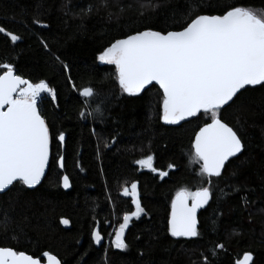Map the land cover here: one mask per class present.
<instances>
[{
	"label": "trees",
	"instance_id": "1",
	"mask_svg": "<svg viewBox=\"0 0 264 264\" xmlns=\"http://www.w3.org/2000/svg\"><path fill=\"white\" fill-rule=\"evenodd\" d=\"M99 4L0 0V27L21 37L13 44L0 33V64H13L33 83L45 80L56 94L40 104L51 136L45 176L34 189L17 184L0 193V247L40 258L51 252L61 264H205V257L208 264H235L244 252L253 254L252 264H264V87L246 86L223 108L222 119L244 148L209 183L194 159L192 139L210 119L201 114L165 124L157 85L123 93L115 65L99 60L114 41L135 31L179 30L195 14H222L236 4L264 9V0H108L96 11ZM89 6L93 13L82 16ZM85 87L96 95H80ZM98 105L102 114L95 111ZM147 154L168 176L161 179L135 164ZM64 175L67 190L61 187ZM132 182H138L145 212L130 222L128 248L121 250L111 242L123 214L134 210L131 198L122 195ZM201 187H210L211 198L199 213V235L173 237L168 231L173 197ZM97 226L103 236L98 246L91 235Z\"/></svg>",
	"mask_w": 264,
	"mask_h": 264
},
{
	"label": "snow or ice",
	"instance_id": "2",
	"mask_svg": "<svg viewBox=\"0 0 264 264\" xmlns=\"http://www.w3.org/2000/svg\"><path fill=\"white\" fill-rule=\"evenodd\" d=\"M107 6L108 0H100L95 10ZM92 13L93 6H89L82 16ZM221 13L194 16L190 13V22L178 31L150 28L135 31L116 40L99 55L100 61L115 65L116 79L123 93L136 95L153 82L159 85L161 119L165 123L179 124L188 118L199 119L201 114L210 119L211 122H205L195 133L194 140V159L200 162V174L209 183L212 177H221L230 158L244 148L237 131L222 119L223 108L234 103V98L246 86L264 87V9L236 4L227 6ZM33 23L47 27L39 19ZM0 33L13 44L21 40L19 35L3 27ZM42 93L56 99L45 80L33 83L15 74L13 64H0V193L11 191L17 184L34 189L45 176L51 136L37 108ZM80 95L92 98L96 93L91 87H85ZM95 111L102 114L99 105ZM57 140L64 142L63 132ZM135 164L158 173L161 179L168 176L167 171L155 167L152 154L136 160ZM58 166L64 167L62 156ZM62 183L65 189L71 186L67 175L62 177ZM122 195L131 198L135 210L123 214L111 243L116 249L124 250L128 248L125 232L130 222L134 217L139 218L145 209L141 206L138 182L125 186ZM210 198V187H201L195 192L178 191L172 200L168 221L171 235L198 236L197 210L208 204ZM2 223L6 226L7 218ZM61 223L67 225L69 221L62 219ZM91 235L96 244H101L103 236L99 226ZM217 247L222 249L223 245ZM42 257L47 258V264H61L50 252H43ZM204 261L208 264L207 257ZM252 261V254L245 253L235 264H252ZM0 264H41V258L12 247H0Z\"/></svg>",
	"mask_w": 264,
	"mask_h": 264
},
{
	"label": "water",
	"instance_id": "3",
	"mask_svg": "<svg viewBox=\"0 0 264 264\" xmlns=\"http://www.w3.org/2000/svg\"><path fill=\"white\" fill-rule=\"evenodd\" d=\"M180 30V29H179ZM170 31H178V30H170ZM126 37V36H125ZM125 37H123V38H125ZM123 38H120V39H123ZM119 40V39H118ZM115 42V41H114ZM113 42V43H114ZM15 74H17L16 72H15ZM18 75V74H17ZM22 77V76H21ZM153 84L154 85H157L158 86V88H159V85L158 84H155V82H153ZM150 86V85H149ZM149 86H146V88L147 87H149ZM160 89V88H159ZM161 90V89H160ZM161 92H162V90H161ZM189 119H191V118H188L186 121H188ZM163 121V120H162ZM164 122V121H163ZM183 122H185V121H181L179 124H181V123H183ZM208 122H211V121H208ZM165 123V122H164ZM165 124H168V123H165ZM179 124H168V125H179ZM203 126V125H202ZM201 126V127H202ZM231 127V126H230ZM199 131V129L196 131V132H198ZM195 132V133H196ZM194 140H195V134H194V136H193V139H192V150H193V152H194V154H195V149H194ZM240 154V153H239ZM239 154H237V156L239 155ZM232 158H234V157H232ZM232 158H230V159H232ZM46 170H47V168H46ZM46 170H45V173H46ZM63 177V176H62ZM62 177H61V187L63 188V189H65L64 187H63V183H62ZM43 179V178H42ZM70 188V187H69ZM69 188H67V189H69ZM67 189H65V190H67ZM175 198V196L173 197V199ZM172 199V200H173ZM172 203V202H171ZM189 203H191V201H189ZM206 205H204L202 208H200V209H198L197 210V220H198V223H199V213L201 212V210L205 207ZM170 216H171V207H170V212H169V217H168V221H169V219H170ZM198 226V225H197ZM170 233V232H169ZM170 235H171V233H170ZM186 238H190V237H186ZM103 241V240H102ZM94 243H95V241H94ZM102 243V242H101ZM95 245H100V244H96L95 243ZM51 253V252H50ZM245 253H250V252H244L237 260H239V259H242L243 258V255L245 254ZM52 254V253H51ZM252 254V253H251ZM52 255H54V254H52ZM252 256H253V254H252ZM57 257V256H56ZM59 259V258H58ZM236 260V261H237ZM235 261V262H236ZM41 264H47V258L46 257H41Z\"/></svg>",
	"mask_w": 264,
	"mask_h": 264
},
{
	"label": "built area",
	"instance_id": "4",
	"mask_svg": "<svg viewBox=\"0 0 264 264\" xmlns=\"http://www.w3.org/2000/svg\"><path fill=\"white\" fill-rule=\"evenodd\" d=\"M49 97V96H51V94H49V93H42L41 94V97L38 99V103H37V108H38V110H39V112H40V110H41V101H42V99L44 98V97Z\"/></svg>",
	"mask_w": 264,
	"mask_h": 264
},
{
	"label": "rangeland",
	"instance_id": "5",
	"mask_svg": "<svg viewBox=\"0 0 264 264\" xmlns=\"http://www.w3.org/2000/svg\"><path fill=\"white\" fill-rule=\"evenodd\" d=\"M133 207H134V210H135V206H134V205H133ZM134 210H133V211H134ZM113 237H114V235H113Z\"/></svg>",
	"mask_w": 264,
	"mask_h": 264
}]
</instances>
